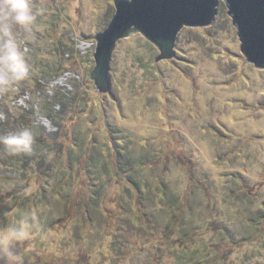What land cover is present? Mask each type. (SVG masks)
<instances>
[{
	"label": "rangeland",
	"instance_id": "1",
	"mask_svg": "<svg viewBox=\"0 0 264 264\" xmlns=\"http://www.w3.org/2000/svg\"><path fill=\"white\" fill-rule=\"evenodd\" d=\"M55 3L62 13L61 26L68 27L75 43L69 71L42 84L39 92L31 87L21 95L18 87L15 93L0 95V120L9 122L20 107L36 105L41 91L58 110L55 97L78 85L89 101L68 131L83 140L78 150L77 140L69 139V145L76 146L74 155L85 153L93 139L102 147L108 132L120 129L127 155L150 166L136 179L153 188L164 183L182 193L183 203L190 204L184 218L192 233L184 243L176 231L166 238L165 215L159 210L163 204L151 198L149 189L143 194L145 223L139 221L141 212L130 198L131 183L114 172L105 174L101 161L94 172L97 178L89 175L82 157L74 163L70 194L78 201L86 199L91 186L102 181L105 189L96 209L79 205L66 212L54 198L47 209L37 206L43 176L33 171L24 181L0 179V210L10 211L0 227L26 213L37 214L40 227L33 229L35 238L18 246L27 252L24 264H182L169 249L183 246L187 251L204 249L208 259L215 255L220 264H264V219L250 225L243 221L259 211L264 216V69H254L239 52L240 41L223 1L210 26L178 32L172 59L156 61L155 45L137 30L118 40L106 93H98L90 72L95 65L94 36L111 20L113 0ZM36 124L48 133L55 131L44 116L37 115ZM69 145L64 149H71ZM0 264H11L2 252Z\"/></svg>",
	"mask_w": 264,
	"mask_h": 264
},
{
	"label": "trees",
	"instance_id": "2",
	"mask_svg": "<svg viewBox=\"0 0 264 264\" xmlns=\"http://www.w3.org/2000/svg\"><path fill=\"white\" fill-rule=\"evenodd\" d=\"M33 3L37 8L45 9L43 20L46 24V28L42 32L43 35L35 32L33 36H28L23 30H17V39L23 42V45L27 46L29 49V62L32 65L31 78L18 86L21 88V95L28 91L27 88L31 90L34 87L32 92H39L42 84H49L63 73L68 72L69 66L71 65L70 62L74 56H76L75 43L69 35L70 32L68 27L65 28L61 26L62 13L61 10L58 9L55 0H33ZM45 35L49 37L47 41ZM71 80L74 81V79ZM76 86L74 91H64L62 94H58V98L55 97V100H58L57 103L60 106L58 110L53 109L55 101L52 102L51 97L47 94L45 95V93L41 91L39 101L36 105H34V103H28L25 108L20 107L18 116L15 119H11L9 122L0 120V135H5L28 126L32 127L35 136L33 152L30 155L12 156L4 151L3 146H0V179L17 181L19 180L18 178L21 177L20 180L24 181L33 171L35 175L39 177L43 176V180L39 184L40 187L34 201L37 206L40 205L47 209L50 198H54L58 199L61 204L66 206V212L70 207L76 208L79 205L84 206L87 210L88 208L96 209L98 206H101L100 200L105 185L102 181L101 183L96 182L90 188L92 190L90 196L86 199L82 197L78 201L76 197H72L70 194V190L73 189L71 175L75 170L74 163L78 161L81 162L80 160L83 157L86 160L85 171L88 172L89 175L97 178L94 172L101 161V171L114 172L115 176L125 178L128 183H131L132 191H129L130 198H133V204L137 212L142 211V207L145 204L143 194L144 192H148V189L152 196L151 198L155 197L161 200L160 204L163 205L159 207V210L163 212L161 215H165L164 228L166 238H168L171 232L176 231L180 236V242L184 243L185 239L189 237V233H192L189 220L184 218V214L190 212V204L188 202L184 204L181 200L182 193L171 191L164 183L153 188L151 185H148V183L143 184L136 179V177L140 176L139 172L144 169L143 167L146 168L150 166H148L147 162L135 161V163L131 157L127 155L123 146V137H118L120 129L115 130L111 128V130L115 131L108 132L105 139L106 141L102 147H97L93 139L89 149L85 151L84 148L85 153L80 151L78 152L79 154L76 152V155H74V151L72 150L75 149L77 145H80L78 148L79 150L82 147L83 140L77 138V135L73 133L68 134V131H70L69 129L72 122H74L80 114L84 113L89 101L87 100L89 95H84L82 91L78 92L79 87L78 85ZM1 99L0 97V101ZM2 106L1 103L0 110ZM66 113L68 116L65 115ZM37 115L44 116L50 120L55 131L48 133L43 126L39 124L33 125V123L36 122ZM21 120L23 122H21ZM57 131H62V135L59 136ZM91 137L92 136H90V138ZM73 138L77 140L75 147L72 142L69 145V139L72 140ZM68 145L71 149L65 150V147ZM88 151L89 153H87ZM107 156L109 158H105ZM111 156H114V159L111 158ZM108 159L109 161L107 163ZM105 174L108 173L105 172ZM52 178L54 181L57 179V181H55V183L51 182L50 180H52ZM150 187H152L151 190ZM126 188L129 189V186H126ZM197 188L199 189V187ZM19 198L20 197L16 199ZM25 202L26 201L23 200L20 203L22 207L25 206ZM262 205L264 206V203L261 204V207H263ZM261 207H259L260 210H262ZM9 212L8 210H0V221L3 223L6 222ZM142 212L140 214L138 213L139 215H137V218L139 221L144 222L145 216ZM263 219L264 216L262 212L259 211L256 215L252 214L248 218L244 217L243 221L250 225L255 221L261 222ZM186 249L187 248L183 246L177 250L173 247L169 250L176 260L180 259L182 261V264L222 263L215 255H212L211 258L208 259L206 253L202 252L204 249L200 250L198 248H193L189 251Z\"/></svg>",
	"mask_w": 264,
	"mask_h": 264
},
{
	"label": "water",
	"instance_id": "3",
	"mask_svg": "<svg viewBox=\"0 0 264 264\" xmlns=\"http://www.w3.org/2000/svg\"><path fill=\"white\" fill-rule=\"evenodd\" d=\"M240 41L239 52L254 69H264V0H221ZM220 0H113L115 12L106 28L94 36V67L90 78L98 93L109 89L112 53L118 40L139 31L159 54L156 61L174 57L183 27L210 26ZM155 61V62H156Z\"/></svg>",
	"mask_w": 264,
	"mask_h": 264
},
{
	"label": "clouds",
	"instance_id": "4",
	"mask_svg": "<svg viewBox=\"0 0 264 264\" xmlns=\"http://www.w3.org/2000/svg\"><path fill=\"white\" fill-rule=\"evenodd\" d=\"M44 16L45 9L37 8L33 0H0V95L15 93L21 83L31 78L29 49L17 39V30H23L28 36L43 32ZM34 143L33 129L28 126L0 135V146L12 156L30 155ZM39 227L35 211L0 227V252L10 258L11 264H24L27 252H20L18 246L32 241L36 235L33 229ZM27 247L31 248L32 244Z\"/></svg>",
	"mask_w": 264,
	"mask_h": 264
}]
</instances>
